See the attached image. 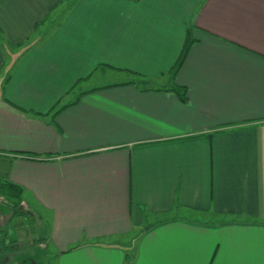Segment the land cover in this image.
Here are the masks:
<instances>
[{
  "label": "crops",
  "instance_id": "obj_1",
  "mask_svg": "<svg viewBox=\"0 0 264 264\" xmlns=\"http://www.w3.org/2000/svg\"><path fill=\"white\" fill-rule=\"evenodd\" d=\"M0 181L57 264H264V0H0Z\"/></svg>",
  "mask_w": 264,
  "mask_h": 264
},
{
  "label": "rangeland",
  "instance_id": "obj_2",
  "mask_svg": "<svg viewBox=\"0 0 264 264\" xmlns=\"http://www.w3.org/2000/svg\"><path fill=\"white\" fill-rule=\"evenodd\" d=\"M111 76L113 75H110V77ZM113 79L114 78H111L109 81H113ZM156 82L164 81L160 79ZM79 88L83 89V86H79ZM76 90H78V88ZM3 196L0 194V204L5 207L3 209L0 208V212L3 214V216L1 215L3 220H0V223L4 224L7 217H11V215L12 219L9 218L12 223L9 222L5 227L0 228V247L3 249L2 252H4L3 256L0 255V260L3 259V263L1 264H18L20 263L19 261L23 260L20 258L22 254H25L26 264H57L55 251L52 250L50 246L44 244L45 239L47 240L49 237L50 224L52 223L49 214L39 208V206L33 202L32 198L28 196H25V202L28 203L29 208L33 211L35 216H30L27 213H18V210L14 213ZM22 207L27 209V205H23ZM24 240H30L31 246L30 248L24 249L22 251L23 253H10V251H7V249L15 246L14 244H16V242ZM26 256H28V258H26ZM10 258H13L14 261H11L12 259L9 261ZM28 259H31V261H26Z\"/></svg>",
  "mask_w": 264,
  "mask_h": 264
},
{
  "label": "trees",
  "instance_id": "obj_3",
  "mask_svg": "<svg viewBox=\"0 0 264 264\" xmlns=\"http://www.w3.org/2000/svg\"><path fill=\"white\" fill-rule=\"evenodd\" d=\"M190 47H191V43L189 42L186 45V47L184 48V50L181 54V57L179 59V62L177 64V66L175 67V74H177L181 70L183 65L185 64V61H186L188 54L190 52ZM173 91L178 95L179 99L182 102H184V103L187 102L186 90L184 88H175V89H173ZM59 111H57L55 113V115H58ZM0 194L2 196L4 195L3 197H5V201L11 206L12 212L15 213V211H17L18 208L22 206L21 203H22L23 193H22V189L19 188L18 186H15L14 184H11V183H6L3 181H0ZM0 208L3 209L5 207L0 204ZM18 213H20V212L18 211Z\"/></svg>",
  "mask_w": 264,
  "mask_h": 264
},
{
  "label": "flooded vegetation",
  "instance_id": "obj_4",
  "mask_svg": "<svg viewBox=\"0 0 264 264\" xmlns=\"http://www.w3.org/2000/svg\"><path fill=\"white\" fill-rule=\"evenodd\" d=\"M10 252H11V251H10ZM13 253H14V252H13ZM20 255H21V254H20ZM26 257L28 258V256H26ZM11 259H12V260H11ZM10 260H11V261H14L13 258H10L9 261H10ZM26 261H31V259H28V260H26ZM19 262H20V263H23V264H26L25 259H24V260H21V261H19ZM1 263H3V259L0 260V264H1ZM20 263H18V264H20ZM13 264H15V263H13Z\"/></svg>",
  "mask_w": 264,
  "mask_h": 264
},
{
  "label": "water",
  "instance_id": "obj_5",
  "mask_svg": "<svg viewBox=\"0 0 264 264\" xmlns=\"http://www.w3.org/2000/svg\"><path fill=\"white\" fill-rule=\"evenodd\" d=\"M18 211H19L20 213H23V214L28 213V212H27L22 206L18 208ZM15 247H18V246L16 245ZM11 249H13V248H11Z\"/></svg>",
  "mask_w": 264,
  "mask_h": 264
}]
</instances>
